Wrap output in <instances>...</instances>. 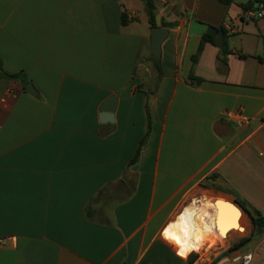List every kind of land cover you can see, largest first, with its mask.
<instances>
[{
    "label": "crops",
    "instance_id": "obj_1",
    "mask_svg": "<svg viewBox=\"0 0 264 264\" xmlns=\"http://www.w3.org/2000/svg\"><path fill=\"white\" fill-rule=\"evenodd\" d=\"M154 1L158 60L143 0H0V264H194L163 237L187 198L264 217V17Z\"/></svg>",
    "mask_w": 264,
    "mask_h": 264
},
{
    "label": "bare ground",
    "instance_id": "obj_2",
    "mask_svg": "<svg viewBox=\"0 0 264 264\" xmlns=\"http://www.w3.org/2000/svg\"><path fill=\"white\" fill-rule=\"evenodd\" d=\"M229 203L233 204L226 197L213 199L209 195L193 200L165 227L164 239L180 252L189 254L225 243L230 232L242 235L247 231L243 212L237 205H234L235 209ZM213 223L217 232L212 229Z\"/></svg>",
    "mask_w": 264,
    "mask_h": 264
},
{
    "label": "built area",
    "instance_id": "obj_3",
    "mask_svg": "<svg viewBox=\"0 0 264 264\" xmlns=\"http://www.w3.org/2000/svg\"><path fill=\"white\" fill-rule=\"evenodd\" d=\"M164 1V0H161ZM257 8H249L245 9L244 15L246 19L249 21H253L255 19H261L264 17V3H256ZM129 19V16H127ZM233 32H237L238 30L236 28L231 29ZM8 94L12 95V91H9ZM263 127H264V122H263ZM213 231L217 232V229L213 223L212 225ZM231 232L228 234L230 237ZM9 242H14L13 237H7V238H0V248L5 246ZM262 245L264 243L259 244L256 248L252 250H247V251H241V252H234L232 254H229L227 256L221 257V258H213L210 259L211 257V250H207L206 248L202 249L200 252H193L191 253L188 257L196 254L197 257L194 260V264H259L260 260L264 258V251L262 250ZM217 246V245H216Z\"/></svg>",
    "mask_w": 264,
    "mask_h": 264
},
{
    "label": "water",
    "instance_id": "obj_4",
    "mask_svg": "<svg viewBox=\"0 0 264 264\" xmlns=\"http://www.w3.org/2000/svg\"><path fill=\"white\" fill-rule=\"evenodd\" d=\"M189 32L195 35H202V34L212 35L213 37H215V43L218 45L219 48H223L224 46V39H225L224 33L222 31H219L215 27L203 23L197 19H193L190 22ZM168 35H169V29L163 27L161 15H157L156 25L152 28V42H151V52L156 60L160 59L161 57V46L162 43L165 41V39L168 37ZM25 90L29 94L32 95L36 94L35 88L32 83H29ZM115 103H116V98L115 97L111 98L108 104L103 108V111L113 113L115 109ZM217 202L218 200L215 201V203ZM232 202L233 204L231 203L229 204L232 205L234 208H235L234 205L240 207L236 200L233 199Z\"/></svg>",
    "mask_w": 264,
    "mask_h": 264
},
{
    "label": "trees",
    "instance_id": "obj_5",
    "mask_svg": "<svg viewBox=\"0 0 264 264\" xmlns=\"http://www.w3.org/2000/svg\"><path fill=\"white\" fill-rule=\"evenodd\" d=\"M145 2V5H146V8H147V13H148V16H149V23L152 27H154L156 25V16L158 15V12H157V7L155 5V1L154 0H143ZM221 3H223L224 5H231L234 3V0H219ZM264 1L262 0H255L253 2H250L248 5L244 6L245 9H249V8H253L255 6L256 3H261ZM124 20H125V17H124ZM203 40L205 41H210L212 43H215V37H213L212 35H209V34H204L203 36ZM202 51V47H200L199 49V52L198 54H200ZM223 52L225 54H229L230 53V50L227 48V46H225L223 48ZM198 58V55L196 57H194V61H196ZM155 63L158 65V61H155ZM4 76H7L11 79H14V80H19V81H23V75L22 74H15V75H9L7 73H4L3 74ZM237 203L239 204L240 208L248 214L249 218H250V221H251V224L253 226V229L254 230H257L259 232H262L264 231V217L261 216V214L258 212V211H249L247 208H246V205L244 204L243 201L241 200H238L236 199ZM252 238H248V239H243L241 240L239 243H237L234 248H232L229 252H233V251H237L243 247H245L246 245H248L250 242H252ZM228 255V253H225L223 256H226ZM197 255L194 254L193 256L189 257V262L190 263H193L194 260L196 259ZM221 258V257H219ZM214 264V263H212Z\"/></svg>",
    "mask_w": 264,
    "mask_h": 264
},
{
    "label": "rangeland",
    "instance_id": "obj_6",
    "mask_svg": "<svg viewBox=\"0 0 264 264\" xmlns=\"http://www.w3.org/2000/svg\"><path fill=\"white\" fill-rule=\"evenodd\" d=\"M217 196H222V195H213V197H217ZM219 198L220 197H218V199ZM195 199H196L195 197L187 198L185 200V202L183 203V205L181 206L180 211L182 210V208L184 206L189 205ZM213 199H215V198H213ZM230 199L233 200L232 198H230ZM210 211H211L210 213L213 214V211L212 210H210ZM244 220H245V224L247 227L245 226L244 222H243V224L246 227L247 231L245 233H243L242 235L231 232L230 237L228 238V240L225 243H221V244H218L217 246L212 247V250H211L212 253H211L210 259L213 260V258H215V257H217V258L224 257L223 255L225 253H228V255H229V254H232V253L238 252V251L239 252L247 251V250L253 249V247H255L256 245H259L262 243V240L264 239V231L259 232L257 230H254L251 222L250 223L248 222V218L245 215H244ZM248 238H252L253 239L252 242H250L248 245H246L245 247H243L237 251L229 252L241 240L248 239ZM262 249H264V245L262 246Z\"/></svg>",
    "mask_w": 264,
    "mask_h": 264
}]
</instances>
